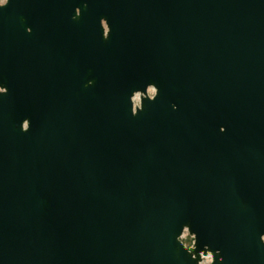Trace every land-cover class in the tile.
<instances>
[{
  "label": "water",
  "instance_id": "95a60500",
  "mask_svg": "<svg viewBox=\"0 0 264 264\" xmlns=\"http://www.w3.org/2000/svg\"><path fill=\"white\" fill-rule=\"evenodd\" d=\"M0 86V264H264V0H9Z\"/></svg>",
  "mask_w": 264,
  "mask_h": 264
},
{
  "label": "clouds",
  "instance_id": "9594fccd",
  "mask_svg": "<svg viewBox=\"0 0 264 264\" xmlns=\"http://www.w3.org/2000/svg\"><path fill=\"white\" fill-rule=\"evenodd\" d=\"M9 0H0V8H4L8 5ZM87 7V4H85ZM81 16V9L77 7L75 9V15L72 17L73 20H77ZM100 27L102 28V38L104 40L109 39L111 28L106 18H101ZM27 31L31 33V28H28ZM92 83V81H90ZM8 88L5 86H0V95H7ZM159 94V89L155 84H148L145 90H135L131 97V114L136 116L143 110V101L145 99L149 101H155ZM142 97V100H141ZM177 105L173 104V111L177 110ZM21 131L27 133L30 130V121L29 119H24L21 123ZM221 132L226 131L224 127L220 128ZM176 241L179 245L182 246L183 251L191 257L192 260L196 261V264H224V257L221 255L220 249L215 251L209 245H204L203 249L198 252L197 255L194 254L197 248L198 236L196 233L192 232L191 226L189 224L183 225L180 234L176 237ZM259 241L261 244H264V234L259 236ZM217 257H219V262H217Z\"/></svg>",
  "mask_w": 264,
  "mask_h": 264
}]
</instances>
